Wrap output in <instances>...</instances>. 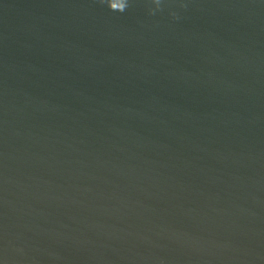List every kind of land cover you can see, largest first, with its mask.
<instances>
[{
  "label": "water",
  "instance_id": "water-1",
  "mask_svg": "<svg viewBox=\"0 0 264 264\" xmlns=\"http://www.w3.org/2000/svg\"><path fill=\"white\" fill-rule=\"evenodd\" d=\"M127 4L0 0V264H264V0Z\"/></svg>",
  "mask_w": 264,
  "mask_h": 264
},
{
  "label": "clouds",
  "instance_id": "clouds-1",
  "mask_svg": "<svg viewBox=\"0 0 264 264\" xmlns=\"http://www.w3.org/2000/svg\"><path fill=\"white\" fill-rule=\"evenodd\" d=\"M103 2L104 0H101V3ZM156 2L158 4L159 0H156ZM107 6L109 7L110 10L123 12L128 6V4H127V0H119V7H116L114 6L113 0H107Z\"/></svg>",
  "mask_w": 264,
  "mask_h": 264
}]
</instances>
